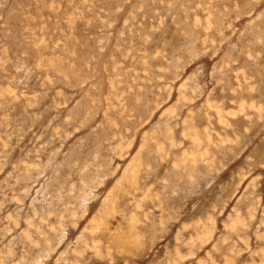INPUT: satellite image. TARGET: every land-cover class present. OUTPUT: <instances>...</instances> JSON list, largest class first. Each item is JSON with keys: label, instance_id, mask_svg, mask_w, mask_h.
Here are the masks:
<instances>
[{"label": "rangeland", "instance_id": "374dc122", "mask_svg": "<svg viewBox=\"0 0 264 264\" xmlns=\"http://www.w3.org/2000/svg\"><path fill=\"white\" fill-rule=\"evenodd\" d=\"M0 264H264V0H0Z\"/></svg>", "mask_w": 264, "mask_h": 264}]
</instances>
